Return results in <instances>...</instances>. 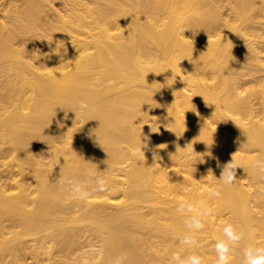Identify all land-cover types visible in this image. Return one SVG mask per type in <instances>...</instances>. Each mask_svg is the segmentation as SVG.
<instances>
[{"label":"bare ground","instance_id":"1","mask_svg":"<svg viewBox=\"0 0 264 264\" xmlns=\"http://www.w3.org/2000/svg\"><path fill=\"white\" fill-rule=\"evenodd\" d=\"M187 1L0 0V119L10 123L27 117L40 121L36 128H53L56 122L59 128L47 138L51 143L35 134L1 133L0 153L6 143L13 152L36 139L40 143L35 146L44 151L26 157L33 180L23 177V168L17 177L0 180V264H81L86 254L89 264H115L121 254L127 256L124 264H175L173 253L182 258L198 255L203 264H216L215 245L226 240L223 229L228 224L243 233L230 264H244L249 246L264 248V210L256 221L243 202L264 198V171L257 164L264 165V134L259 133L264 97L242 117L234 94L240 81L228 79L221 65L227 39L219 32L227 31L228 20L222 21L216 37L205 34L195 43L152 17L162 5L168 16L184 18L187 29L208 31L207 12L203 16L199 8L197 18H189L183 10ZM179 44L196 47L189 56L197 67L210 65L220 74L227 91L221 102L215 87L193 78L203 85L193 91L202 92L201 99H213L210 106L202 102L208 116L194 115L188 102L177 101L189 87L153 75L164 68L186 78L176 62ZM255 53L264 59V53ZM167 55L171 61L164 66L160 60ZM226 63L238 71L248 67ZM259 64L264 67V61ZM3 83L9 88L6 93ZM26 88L32 95H25ZM161 88L169 101L153 95ZM81 101L89 107L80 109ZM195 118L198 123L191 126ZM208 118L219 125L212 126ZM212 134L220 138L219 145L214 146ZM251 147L258 153L248 154ZM232 157L236 171L255 180L236 178L225 186L219 179ZM89 172L105 181L107 191L97 190V177ZM70 181L91 193L86 202L75 198ZM213 190L220 197L212 196ZM159 198L165 206L142 202ZM175 199H185L198 213L219 200L237 199L239 205H229L232 211L225 220L205 217L209 225L192 232L185 222L170 227L157 221ZM144 207L151 209L153 225L145 222ZM188 234L195 245L181 243ZM94 250L100 255L92 254Z\"/></svg>","mask_w":264,"mask_h":264},{"label":"rangeland","instance_id":"2","mask_svg":"<svg viewBox=\"0 0 264 264\" xmlns=\"http://www.w3.org/2000/svg\"><path fill=\"white\" fill-rule=\"evenodd\" d=\"M163 1V0H161ZM228 1V2H227ZM231 5V6H230ZM231 9H229V8ZM240 7V8H239ZM183 9L185 12L184 14L188 16L189 18L196 17L197 12L200 11L207 12L206 18L208 22L211 23V26L208 31L203 32L201 29L197 27L188 28L186 26V20L184 18H172L167 15L165 11V7L162 5L157 8V11L155 14L152 15L154 19L157 20V23L161 24L160 26H164V29H170V27H175V29L179 33H184L183 35L185 37H188L190 41L195 43H201L198 41V39H202V37L205 34H208L209 37L214 38L216 37V33L219 32V28L223 27L222 21L228 20V29L227 31L219 32V34L223 35L224 40L227 39L225 48L226 52L224 53L223 61L221 63L222 66H224L225 74L228 77V79L233 80L237 79V81H240L238 84H236V89L234 90V94L236 95V98H238L240 109H241V115L242 117H248L245 115V112L250 110V107L256 108L260 104V99L264 97V67H261L259 64V60L261 62L264 61V59H260L256 56V52L264 53V41L262 38L264 37V0H188ZM238 8V9H237ZM196 10H198L196 12ZM232 10V11H231ZM233 10H236L237 12L234 13ZM2 12H0L1 14ZM184 15V16H185ZM199 15V13H198ZM2 18V15L0 16ZM201 18V16H199ZM197 18V17H196ZM160 22H165L164 24ZM223 25H222V24ZM196 28V29H194ZM248 37H252L256 39V42L248 41ZM196 40V41H195ZM175 51L179 53V55L176 57V62H178L179 66L183 68L185 71L186 78H180L176 75H173L163 68L159 72H153V75L155 78L160 79L161 81H164L165 78H171L173 82H179L181 86L189 87L190 91H188V94L185 97H177V101L180 103L182 101H186L190 105L191 111H193L194 115H205L208 116L209 114L205 111V108L202 107V102L207 103V106H210L211 102L213 101L212 98L207 99H201L202 98V92L195 93L193 89H198L200 87H203V85L200 83V81L194 80L193 78H204V83L207 87L212 88L215 87L216 94L220 98L221 102L224 97L227 95V91L221 87L220 85V74L212 72V67L210 65L202 67H197L194 60L189 56L192 52L191 50L196 48L193 45L188 44V47H184L182 45H176ZM160 55V53H159ZM170 55H167V57H163L160 62L162 65L165 66L167 62H170L171 60ZM222 59V58H221ZM229 60L230 63H237L239 65L241 64H248V67H243L241 69L234 68L226 63V61ZM242 72L244 74H241L239 76V73ZM214 77V78H213ZM244 78V79H241ZM241 79V80H240ZM0 80H3V78L0 77ZM189 84V85H188ZM2 88H4V92H8L9 88L6 86V84L3 83ZM263 93V94H262ZM32 95V90L30 88H26L25 95ZM158 95V97H162L163 100L169 101V98L167 95H164V92L162 88L156 92L154 91L153 95ZM205 100V101H204ZM264 103V99L262 100ZM0 104L1 103L0 101ZM9 105V104H6ZM167 110V109H166ZM165 110V111H166ZM237 114H234V116ZM17 118L15 120H10V123L6 120L0 119V137L1 133H4V131H16L18 133H21L23 135L28 134H35L42 138L49 139L55 131L59 128L58 123H53V128H49V126L36 128L34 124L39 123L37 119L29 118ZM208 122L212 124V126L219 125L218 122H214L211 119H207ZM243 122L247 123V119L244 118ZM198 121L193 119L191 126H196ZM51 125V126H52ZM55 129V130H54ZM54 132V133H53ZM260 134H264V127H260L259 129ZM212 142L214 146L219 145L220 138L211 135ZM46 140L49 143H51L50 140ZM2 139H0L1 141ZM39 139L36 140H29L25 141L24 144L18 145V150H14L11 152L10 146L8 143L4 144L6 149L1 151L0 153V180H10L11 177H17L16 173L20 169H24L25 174L24 178L26 180H33V171L31 170V164L29 161H27L26 157L30 155L32 158H36V152L43 149H40L38 145L40 142ZM43 141V140H41ZM27 142V143H26ZM1 145V142H0ZM8 145V146H7ZM232 144H228L227 146H230ZM3 146V143H2ZM234 147H230L232 149ZM253 150L249 152L248 154L255 155V153H258L254 150V147H251ZM34 149V150H33ZM33 150V151H32ZM25 151V152H23ZM44 151V150H43ZM5 152V153H4ZM13 153V154H12ZM28 153V155H27ZM34 153V156L33 154ZM4 155V156H3ZM25 155V156H24ZM42 156V155H41ZM48 157H45L46 159ZM236 178L239 180H255L252 178H249L246 176V174L241 171H236ZM199 180H207L206 177H201ZM162 198L159 199H151L142 201L145 205L146 203H154L158 202L160 205L165 206L164 202H161ZM185 199H175L169 202L168 206H170L169 212H165L164 210H161V216L163 219H157L159 223L164 226L165 224H168L170 227H177L178 224H182V222L189 221L191 219L192 215H196L198 212L194 210V212H179L177 209L180 204L189 205V202H184ZM197 200H194L193 202L196 203ZM239 200L230 199L229 201L225 200H219L217 202H214L212 204L206 205L203 207V209H211V214L206 216L207 218H214L215 220L222 218L223 220L226 219L230 215V212L232 211L230 208V204H233L235 206L239 205L237 204ZM243 202L248 206L250 214L254 216V219L257 221L259 216H262V211L264 210V198H258V197H249L247 199H243ZM142 203V204H143ZM164 203V204H162ZM195 209H198V207H195ZM142 215H144L146 219V223H152L151 220L152 213L151 209L149 207H144L142 210ZM204 218L202 219V223L204 224L203 228H206L207 223H204ZM149 226V225H145ZM182 226H185L182 224ZM258 231L256 229L255 241L257 244L261 241V237L258 235ZM27 264H32L31 262H27ZM141 264H155L151 262H143Z\"/></svg>","mask_w":264,"mask_h":264},{"label":"clouds","instance_id":"3","mask_svg":"<svg viewBox=\"0 0 264 264\" xmlns=\"http://www.w3.org/2000/svg\"><path fill=\"white\" fill-rule=\"evenodd\" d=\"M55 51L57 54L59 53L57 49ZM78 107L80 109H87L89 106L86 102L81 101ZM153 158L159 159L158 154L156 152H153ZM257 164L261 168V171H264V165H260L259 162H257ZM236 169H237V165L232 157V160L229 163L223 165L221 178L219 180H221L225 186L234 184L236 180ZM87 175L97 177V183L99 186L97 189L98 191L100 192L107 191L108 188L107 184L102 178L98 176L97 173L89 172L87 173ZM69 183L71 184L72 194L75 196L76 199L86 202L90 198L91 193L85 190L84 185H82L80 182L70 181ZM211 195L218 198L220 197L221 193L219 190H213ZM195 207L196 206L194 205L186 206L184 204H180L177 210L179 212H185V211L194 212ZM210 214H211V209H204L202 212H199L196 215H192L190 222L185 220V224L188 226L189 229L192 230V232L199 231L204 227V224L202 223L203 217H206ZM223 232H224V236L226 237V240H220L215 245L216 257H217L216 264H230L232 249L243 238V233L237 231L231 224L226 225L223 229ZM181 243L184 245L191 246L196 244V240L193 235L188 234L183 237ZM92 254L99 256L100 252L94 250ZM126 259H127L126 254H121V256H119L116 259L115 264H124V261ZM171 260L174 261L175 264H203L202 258L198 255H188L182 258L178 253H173L171 256ZM81 264H89L88 254H86L85 257L82 259ZM244 264H264V248L253 247V246H249L245 248Z\"/></svg>","mask_w":264,"mask_h":264}]
</instances>
